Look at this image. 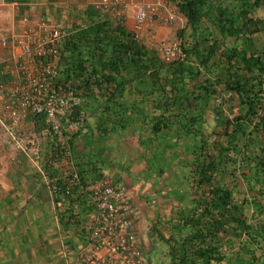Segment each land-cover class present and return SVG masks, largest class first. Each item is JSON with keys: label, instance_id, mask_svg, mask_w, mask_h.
Listing matches in <instances>:
<instances>
[{"label": "crops", "instance_id": "0c3cea01", "mask_svg": "<svg viewBox=\"0 0 264 264\" xmlns=\"http://www.w3.org/2000/svg\"><path fill=\"white\" fill-rule=\"evenodd\" d=\"M143 2L156 5L159 12L138 29L135 8ZM232 2L219 0L211 6L227 8ZM171 11L175 20L166 24L161 18ZM42 21L58 22L72 34L97 22L120 25L150 56L159 58L161 46L175 41L187 46L194 38L173 0H0V87L13 82V67L20 59L18 47L4 46L2 41L35 29ZM114 87L83 92L86 132L66 145L45 139V157L54 175L74 170L85 183L109 176L125 185L144 241L146 264H171L174 241L167 239L180 220L197 210L192 182L196 149L202 140L223 138L214 111L222 109L231 119L239 102L221 88H216L220 98L194 100L191 84L181 100L169 93V86L160 92L162 85L144 84L141 79L118 90ZM109 92H114L112 99ZM37 121L28 116L22 126L35 129ZM63 148L70 156L62 155ZM236 191L234 203H245L243 214L250 221L257 201L243 181L237 182ZM93 216L86 194L75 190L66 202L54 198L36 165L9 151L0 137V264H65L84 243ZM184 231L186 235L190 228ZM237 248L235 242L229 251L225 249L227 256Z\"/></svg>", "mask_w": 264, "mask_h": 264}, {"label": "trees", "instance_id": "16d2710c", "mask_svg": "<svg viewBox=\"0 0 264 264\" xmlns=\"http://www.w3.org/2000/svg\"><path fill=\"white\" fill-rule=\"evenodd\" d=\"M217 1L173 0L194 34L189 45L180 44L184 59L166 63L150 56L133 34L103 21L71 34L59 78L85 93L118 90L141 79L162 85L160 92L169 86L179 100L190 84L194 100L220 98L216 88L235 95L237 115L229 119L222 109L214 111L223 138L202 140L196 149L192 182L197 210L180 220L167 239L174 241L171 264H264V0L211 6ZM109 95L112 99L114 92ZM238 181L257 201L250 221L243 214L245 203H234ZM186 228L190 231L183 235ZM235 242L237 252L227 256Z\"/></svg>", "mask_w": 264, "mask_h": 264}, {"label": "built area", "instance_id": "2783aa9c", "mask_svg": "<svg viewBox=\"0 0 264 264\" xmlns=\"http://www.w3.org/2000/svg\"><path fill=\"white\" fill-rule=\"evenodd\" d=\"M135 9L138 29L159 12L148 2L138 3ZM169 13L161 18L166 24L175 20L174 13ZM71 34L58 22L42 21L37 28L2 41L4 46L10 43L18 47L20 59L13 67V82L0 87V137L9 151L36 165L54 198L66 202L75 190L87 195L94 212L93 226L65 264H146L129 189L109 176L85 183L74 170L54 175L45 157V139L66 145L72 137L86 132L87 116L81 107L84 91L59 78L63 50ZM161 58L166 63L184 59L180 44L163 48ZM28 116L40 117L41 124L35 129L24 128ZM61 153L70 156L68 148Z\"/></svg>", "mask_w": 264, "mask_h": 264}, {"label": "rangeland", "instance_id": "374dc122", "mask_svg": "<svg viewBox=\"0 0 264 264\" xmlns=\"http://www.w3.org/2000/svg\"><path fill=\"white\" fill-rule=\"evenodd\" d=\"M176 43H179L178 41H175ZM174 42V43H175ZM171 44H166V45H164V46H161V55H162V51H163V48H165V47H167V46H170Z\"/></svg>", "mask_w": 264, "mask_h": 264}]
</instances>
